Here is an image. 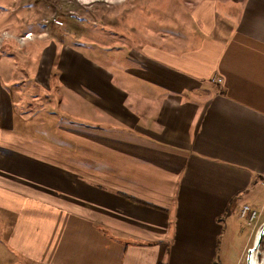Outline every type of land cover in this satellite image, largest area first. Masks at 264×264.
Here are the masks:
<instances>
[{
	"label": "crops",
	"instance_id": "crops-1",
	"mask_svg": "<svg viewBox=\"0 0 264 264\" xmlns=\"http://www.w3.org/2000/svg\"><path fill=\"white\" fill-rule=\"evenodd\" d=\"M154 4V39L104 62L43 47L34 78L57 63L94 106L58 140L14 130L0 90V264H218L263 198L264 0Z\"/></svg>",
	"mask_w": 264,
	"mask_h": 264
},
{
	"label": "rangeland",
	"instance_id": "rangeland-1",
	"mask_svg": "<svg viewBox=\"0 0 264 264\" xmlns=\"http://www.w3.org/2000/svg\"><path fill=\"white\" fill-rule=\"evenodd\" d=\"M156 1L0 0V90L10 96L14 130L58 140L55 135L61 124L58 117L77 122L94 110L89 100L60 83L57 63L50 73V89L34 78L45 45L54 40L59 45V54L65 43L104 62L113 47L124 51L132 48L131 44H138V40L128 38L130 47H126V36L148 33L154 39L157 25L145 24L142 18L146 12L156 15L150 8L156 6ZM148 2L149 7L140 8ZM53 17L64 23L54 24ZM47 93L49 97L45 96ZM53 95L60 105L51 104ZM0 97L3 100V95ZM255 208L258 215L254 219L237 218L244 223L229 242L228 235L223 236L218 264H246L248 249L264 222V196ZM263 258L264 240L256 252L255 264H262Z\"/></svg>",
	"mask_w": 264,
	"mask_h": 264
},
{
	"label": "built area",
	"instance_id": "built-area-1",
	"mask_svg": "<svg viewBox=\"0 0 264 264\" xmlns=\"http://www.w3.org/2000/svg\"><path fill=\"white\" fill-rule=\"evenodd\" d=\"M52 20L53 23L57 25H62L64 23V21L59 17H53ZM28 35H30V33ZM218 81H222V78H218ZM239 215L242 218L254 219L258 215V211L250 203H244L240 209Z\"/></svg>",
	"mask_w": 264,
	"mask_h": 264
},
{
	"label": "water",
	"instance_id": "water-1",
	"mask_svg": "<svg viewBox=\"0 0 264 264\" xmlns=\"http://www.w3.org/2000/svg\"><path fill=\"white\" fill-rule=\"evenodd\" d=\"M264 240V222L261 226V228L258 230L256 239L253 243V245L248 249L247 255H246V264H253L252 257L255 251H257L261 245V242Z\"/></svg>",
	"mask_w": 264,
	"mask_h": 264
},
{
	"label": "bare ground",
	"instance_id": "bare-ground-1",
	"mask_svg": "<svg viewBox=\"0 0 264 264\" xmlns=\"http://www.w3.org/2000/svg\"><path fill=\"white\" fill-rule=\"evenodd\" d=\"M256 235H257V234H256ZM256 252H257V251L254 252L253 257H252V262H253V264H255V255H256ZM257 263H258V262H257ZM262 264H264V260L262 261Z\"/></svg>",
	"mask_w": 264,
	"mask_h": 264
}]
</instances>
